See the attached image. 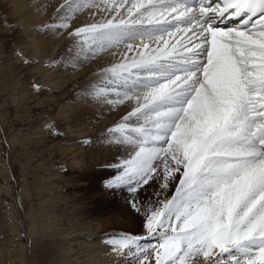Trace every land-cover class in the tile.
<instances>
[{"label": "snow or ice", "instance_id": "obj_1", "mask_svg": "<svg viewBox=\"0 0 264 264\" xmlns=\"http://www.w3.org/2000/svg\"><path fill=\"white\" fill-rule=\"evenodd\" d=\"M83 9L99 19L72 24ZM57 12L41 28L80 53L119 50L102 70L118 86L107 102H135L114 129L130 158L105 187L127 189L145 234L110 239L112 251L130 264H264V0H64ZM156 184L175 191L144 203Z\"/></svg>", "mask_w": 264, "mask_h": 264}, {"label": "rangeland", "instance_id": "obj_2", "mask_svg": "<svg viewBox=\"0 0 264 264\" xmlns=\"http://www.w3.org/2000/svg\"><path fill=\"white\" fill-rule=\"evenodd\" d=\"M27 1L30 8V4L39 8V22L30 33L35 32L34 39L48 40L40 52L49 59L37 62L26 44L29 33L20 34L23 30L0 0V264H62L66 260L75 264L88 252L96 251L99 257L115 254L107 241L124 234H145L144 218L131 208L127 189L105 187L117 174L111 165L130 158L131 146L120 143L123 135L114 129L135 102L109 104V98L117 99L118 86L101 82L102 78L94 81L91 75L95 60L114 49L95 55L88 52L90 57L80 58L87 51L80 54L75 37L62 44L65 30L46 33L41 28L57 16L64 0ZM89 17L83 9L72 24ZM51 40L60 43L54 45ZM17 51L30 64H21ZM70 57H77L80 65ZM128 123L135 126L137 121L132 118ZM158 171L162 175V167ZM153 191L140 189V199L155 203L170 197L175 187L164 192L156 184L159 197ZM79 233L92 237L78 238ZM76 243L84 247L77 248Z\"/></svg>", "mask_w": 264, "mask_h": 264}, {"label": "bare ground", "instance_id": "obj_3", "mask_svg": "<svg viewBox=\"0 0 264 264\" xmlns=\"http://www.w3.org/2000/svg\"><path fill=\"white\" fill-rule=\"evenodd\" d=\"M25 1H27V0H4V2H5V5L8 7V9L10 10V12H12V14H13V16H14V23L15 24H18L17 26H20L21 27V29L20 30H23V31H20V34L22 33V34H26V33H29L28 35H26V37L25 38H27L28 39V41H27V45H28V47L31 49V51H32V54H34V57L37 59V62L38 63H41V62H45L47 59H49V57L48 56H46L44 53L43 54H41V52H40V49L42 48V46H43V49H44V47L47 45V41L48 40H46V41H44V39H43V41L42 40H38V39H34V37H35V32H32V33H30L32 30H30L32 27H35L36 25H37V23L39 22V21H37V16H38V10H39V8H37V6H35V5H33V4H30L31 5V8H30V6H29V3H28V1L27 2H25ZM2 2V1H1ZM32 3V2H31ZM37 4V3H36ZM4 7V6H3ZM6 11V10H5ZM91 16V18L89 19H85L84 18V20H78L77 22H76V25H79V26H84L85 25V23L86 22H88V23H90L92 20V18L94 17V16H92V15H90ZM85 17V16H84ZM97 19H99V18H97ZM36 29V28H35ZM24 31H25V33H24ZM19 33V32H18ZM56 33V32H55ZM21 34V35H22ZM65 35V34H64ZM30 36H32V38H30ZM29 37V38H28ZM39 38V37H38ZM62 44H66L67 42H69V40H70V37L68 36V35H65V36H63L62 38ZM52 41V40H51ZM53 42V41H52ZM51 42V43H52ZM77 42V41H76ZM75 42V43H76ZM49 43V42H48ZM54 43V45H58L59 43H60V41H54L53 42ZM52 43V44H53ZM53 45V46H54ZM43 49H41L42 51H43ZM72 51V50H71ZM75 51V50H74ZM113 51V50H112ZM118 51L119 50H117V49H114V52H109V54L105 57V58H102V56H101V58L100 59H97L98 57H96V58H93V59H97V60H95L96 62H95V64L93 65V69L91 70V75H92V77H93V79H94V81L95 80H98V79H100V78H102V80H101V82H104V83H106V84H108V85H111L109 82H108V80L106 79V78H104L103 77V74H102V70L103 69H105V68H108V67H111L114 63H117V62H119V60L121 59V57H120V55L118 54ZM46 52V51H45ZM73 52V51H72ZM107 52V51H106ZM99 53V52H98ZM81 54V53H80ZM79 54V55H80ZM90 54H92V53H90ZM88 52L87 53H84L83 55L81 54L79 57L80 58H84L85 59V57H83V56H86V57H90L91 55H90ZM69 55V54H68ZM76 55V54H75ZM74 55V56H75ZM76 55V56H77ZM72 56H73V54H72ZM77 56V57H78ZM76 57V58H77ZM93 57V56H92ZM71 58V57H70ZM69 58V59H70ZM74 58V57H73ZM76 58H74V59H72V61L74 60V62L75 63H79V65H80V62H78L77 61V59ZM70 59V60H71ZM84 59H82V62L84 61ZM91 59V58H90ZM89 60V59H88ZM87 59H86V61H88ZM66 61H67V59H66ZM69 63L71 62V61H68ZM67 63V62H66ZM65 63V64H66ZM68 64V63H67ZM72 64H73V62H72ZM83 63H81V65H82ZM84 67V66H83ZM88 68H89V66H87ZM88 68H87V70H88ZM38 69V66H35L34 67V69L33 70H37ZM90 70V69H89ZM82 71H84V70H82ZM65 72V71H64ZM69 72V71H68ZM44 73V72H43ZM82 73V72H81ZM46 74H48V73H46ZM77 74V73H76ZM85 74V73H84ZM89 74V73H88ZM44 75H45V73H44ZM64 75V74H63ZM79 75H81L80 73H79ZM48 76V79H50L49 78V74L47 75ZM67 76V75H66ZM79 77V76H78ZM77 77V78H78ZM80 77H83V76H80ZM89 77H91V76H89ZM40 78V77H39ZM43 78V77H42ZM65 78V77H64ZM68 78V77H67ZM73 78H76V77H73ZM73 78H71L70 77V79L72 80ZM47 79V86H49V88H52L53 89V85H52V83L49 81ZM66 79V78H65ZM46 80V79H45ZM61 80V79H60ZM69 81V80H68ZM96 84H97V82H96ZM97 86V85H96ZM107 86V85H106ZM115 86H117L116 84H115ZM104 87V86H103ZM58 88V87H57ZM112 90H114L113 88H111V91ZM112 92H114V91H112ZM88 99V98H87ZM97 101V100H96ZM99 101V100H98ZM104 102V101H103ZM71 110V109H70ZM62 118V117H61ZM61 118H60V120H61ZM65 120H66V118H65ZM67 122V121H66ZM85 123V122H84ZM66 126V125H65ZM64 131V130H63ZM75 134V133H74ZM62 151H64V150H62ZM66 151V150H65ZM68 151V150H67ZM74 163H75V161H73ZM126 220V219H125ZM132 220V219H131ZM120 222V221H119ZM134 222V221H133ZM88 224V223H87ZM90 224V223H89ZM93 224V223H92ZM125 224V223H124ZM89 226V225H88ZM87 227V226H86ZM120 227V226H119ZM125 227H126V225H125ZM134 227V226H133ZM137 227V226H136ZM135 227V228H136ZM122 228V227H121ZM101 229V228H100ZM90 230V229H89ZM94 230V229H93ZM91 231V230H90ZM102 231H103V229H102ZM96 232H97V230H96ZM132 232V231H131ZM31 233H32V235H33V237L35 236V231L33 230V231H31ZM94 233H95V231H94ZM133 233V232H132ZM80 234V233H79ZM79 234L78 235H76V236H74L73 237V239H76V237L77 236H79ZM82 235V236H81ZM96 235V234H95ZM83 236H86V238L87 237H92V236H90L88 233H85V234H80V236L78 237V238H83ZM70 237V236H69ZM34 239V238H33ZM65 240H67V238L65 239ZM38 241V240H37ZM84 241V240H83ZM71 245V244H70ZM73 245H76L77 246V248H80V249H82L83 247H84V245L83 244H80V243H76V244H73ZM103 247V246H102ZM105 249V248H104ZM72 251V250H71ZM100 251V250H99ZM102 251V250H101ZM100 251V252H101ZM64 252H67V251H64ZM68 253V252H67ZM72 253V252H71ZM74 253V252H73ZM85 253V252H84ZM72 255V254H71ZM102 256V255H101ZM74 257V256H73ZM78 258V257H77ZM80 258H82V260H77L76 262H75V264H130V261H128L129 260V257L127 258V259H125L124 257H120V256H117L116 254H109V255H107V256H104L103 255V257H99V255L97 254V252L96 251H92V252H88V253H86L84 256H82V257H80ZM69 261L70 260H66V261H64L63 263H62V261H61V263L62 264H69ZM119 261V262H118ZM59 263H60V261H59Z\"/></svg>", "mask_w": 264, "mask_h": 264}]
</instances>
